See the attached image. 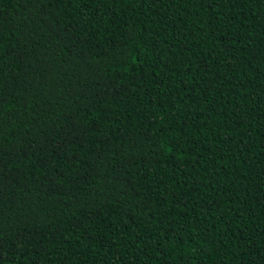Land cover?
<instances>
[{
	"label": "trees",
	"instance_id": "1",
	"mask_svg": "<svg viewBox=\"0 0 264 264\" xmlns=\"http://www.w3.org/2000/svg\"><path fill=\"white\" fill-rule=\"evenodd\" d=\"M0 264H264V0H0Z\"/></svg>",
	"mask_w": 264,
	"mask_h": 264
}]
</instances>
